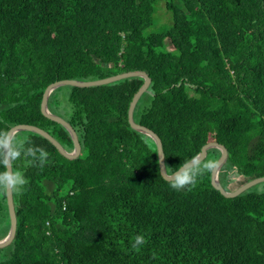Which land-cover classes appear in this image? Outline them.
<instances>
[{
	"label": "trees",
	"instance_id": "1",
	"mask_svg": "<svg viewBox=\"0 0 264 264\" xmlns=\"http://www.w3.org/2000/svg\"><path fill=\"white\" fill-rule=\"evenodd\" d=\"M161 3L170 19L154 29ZM137 71L151 83L135 119L161 138L169 173L214 141L229 153L227 190L231 178L264 177V0H0V131L37 126L74 151L70 131L42 112L46 89ZM144 85L53 91L49 110L78 132L77 159L17 133L49 156L42 168L15 162L28 183L14 194L17 233L0 264H264V188L227 197L213 171L191 191L171 188L156 142L130 123ZM0 219L1 239L11 227L3 190Z\"/></svg>",
	"mask_w": 264,
	"mask_h": 264
},
{
	"label": "water",
	"instance_id": "2",
	"mask_svg": "<svg viewBox=\"0 0 264 264\" xmlns=\"http://www.w3.org/2000/svg\"><path fill=\"white\" fill-rule=\"evenodd\" d=\"M137 76H141L145 78V85L137 93V95L134 98V101L132 102L131 109H130V117H129L130 123L134 129L147 134L156 142L157 147H158V156H159V163H160V169H161L162 166L166 164L165 153H164L163 143H162L161 138L153 130L149 129L147 126L137 123L135 120V112H136L137 105L139 101L141 100L142 96L146 93L151 83L150 77L148 76L147 73L143 71L129 72L126 74L117 75V76H113V77H109V78H105L101 80H96V81L65 80V81L53 83L46 89L43 102H42V112L44 113V115H46L51 120L56 121L60 124H63L70 131L74 139V142H75L74 151H68L50 133H48L47 131L37 126L24 124V125L15 126L13 128L16 129L17 133L20 131H31V132L38 133L42 135L43 137H45L46 139H48L51 143H53L54 146L57 147V149L60 150L62 154L68 156V158L70 159H77L83 152V147H82V143L80 141L78 132L73 127V125L69 121H67L65 118L55 115L50 112L49 106H48L50 95L53 93V91H55L56 89L62 86L73 85L77 87H93V86H100V85H105V84H109L112 82H116L124 78L137 77ZM212 148H217L222 152L221 158L218 161L219 168L212 172V183L225 196L227 197L237 196L241 194L242 192H244L245 190L249 189L250 187L257 185L261 182H264V177H259V178L245 182L244 184L240 185L238 188L234 190H227L223 186V184L220 182V177H219L220 171L222 170L224 165L227 163L228 158H229V153H228L227 148L224 145L213 141L205 145L197 156L203 155L204 159H207L209 150ZM165 172H166V169H165ZM161 174L164 177V179L167 180L162 170H161ZM7 201H8L10 218H11V227H10L9 233L4 238L0 239V248L9 245L14 240L16 233H17L18 219H17L16 210H15L14 194H12L11 192L10 193L7 192Z\"/></svg>",
	"mask_w": 264,
	"mask_h": 264
},
{
	"label": "clouds",
	"instance_id": "3",
	"mask_svg": "<svg viewBox=\"0 0 264 264\" xmlns=\"http://www.w3.org/2000/svg\"><path fill=\"white\" fill-rule=\"evenodd\" d=\"M24 140L17 138L15 128L0 131V166L4 171H0V190L12 194H22L24 186L28 181L24 174L15 169V162L21 157L28 159L29 163L39 162L42 168L48 160L49 153L40 146H32L30 143L25 146ZM219 164L213 160H205L203 155L193 157L185 161L175 171L169 173L168 166L164 164L161 170L165 178L169 181L171 188L180 191L187 189L191 191L197 185V178L205 171H215ZM166 169V172H165ZM147 243L143 235L135 237L132 248L139 251V246Z\"/></svg>",
	"mask_w": 264,
	"mask_h": 264
},
{
	"label": "rangeland",
	"instance_id": "4",
	"mask_svg": "<svg viewBox=\"0 0 264 264\" xmlns=\"http://www.w3.org/2000/svg\"><path fill=\"white\" fill-rule=\"evenodd\" d=\"M163 4L161 3V4H158L157 6H156V8H157V12L155 13V14H159L160 16H158V14L156 15V17L158 16V18L160 19V23H158V24H156V25H154V29H156V28H160V27H162V26H164V25H166V24H163L164 22H166V21H168V19H170V16L165 12V10H162L163 9ZM164 9H165V7H164ZM159 11V12H158ZM169 17V18H168ZM169 44H170V42H169ZM171 45V44H170ZM234 175L233 174H231V177H233ZM230 177V178H231ZM231 179H233V181H231V183H230V186L232 187V189H235V188H237L239 185H240V181H241V179L240 178H231ZM257 188L258 189H263L264 188V182H262V183H259V184H257ZM2 226H3V222H2V220L0 219V231H1V234L3 235V232H2V230H1V228H2ZM2 239V238H1ZM7 251H0V258H3L4 256H6V253Z\"/></svg>",
	"mask_w": 264,
	"mask_h": 264
},
{
	"label": "bare ground",
	"instance_id": "5",
	"mask_svg": "<svg viewBox=\"0 0 264 264\" xmlns=\"http://www.w3.org/2000/svg\"><path fill=\"white\" fill-rule=\"evenodd\" d=\"M53 113V112H52ZM136 120V119H135Z\"/></svg>",
	"mask_w": 264,
	"mask_h": 264
}]
</instances>
